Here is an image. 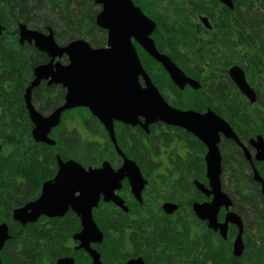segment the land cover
Returning <instances> with one entry per match:
<instances>
[{
  "label": "flooded vegetation",
  "instance_id": "af4514ba",
  "mask_svg": "<svg viewBox=\"0 0 264 264\" xmlns=\"http://www.w3.org/2000/svg\"><path fill=\"white\" fill-rule=\"evenodd\" d=\"M215 1L218 2L201 0L200 3L186 4L183 8L187 11L214 9ZM132 2L135 6L138 5L135 0ZM175 2L180 3L181 0ZM195 18L198 27V36L195 39L209 40V33L213 31L210 19L201 14ZM200 18L207 19L209 29L201 23ZM4 32L5 28L2 34ZM184 56L185 53L178 55L179 62L168 57L188 79L197 83L196 89L189 83L183 88L177 87L162 66L152 58L161 68L156 69L157 73L151 68L144 70L169 106L199 115L211 112L233 133L234 137L230 134L226 136L222 131L215 132V136H218L216 151L220 155L219 183L225 200L219 206L213 205L214 195L211 182L207 178L205 162L208 144L187 129L156 122L145 130L140 125L131 126L115 121L113 143L102 124L86 108L64 112L65 115L68 114L63 124L64 131L75 134L86 144L85 162L82 164L73 158L62 159L56 154L55 159L60 157L64 161L74 160L86 170L100 169L103 163H107L116 172L123 166L124 156L136 163L145 182L138 199L132 191L128 177H123L119 181V188L114 190V196L122 201V205L111 201L104 202L101 195L98 205L92 209L93 221L103 240L100 243H91L89 247L96 252L101 264H127L132 260H140L142 264H249L246 259L250 253L261 246L253 237L254 230L244 220L264 217L261 182L264 180V161L256 158V138L261 136L264 140V134L249 131L247 118L239 113L246 111L254 118L257 113L264 114V74L252 84L247 72L238 63L230 61L217 68L209 60L200 63V59L189 58L185 61ZM62 61L63 64L67 63L65 58ZM232 67L242 70L245 81L253 92L254 102L232 80L229 75ZM43 83L47 85V82ZM139 83L144 86V79L140 77ZM217 86L222 93H214V87ZM140 121L144 123L142 118ZM61 123L62 120L59 126ZM53 131L50 137L55 145L50 147L56 146ZM135 151H147L148 160L151 162L138 163L133 156ZM153 151L157 152L154 154ZM57 171L58 165L55 163L51 175L41 181L36 197L31 201L40 197L43 184L52 181ZM231 213L238 216L242 223L243 250L239 257L233 255V243L239 230L235 224L226 222ZM69 216L77 227L63 230L68 238L62 245L64 254L55 259V263L61 258H71L74 264H93L87 250L76 249L79 243L73 236L81 231V222L70 209L61 217L41 215L33 224L38 228L45 226L51 229L55 221ZM156 224L164 227L156 230ZM18 225L24 227L19 223ZM169 230L175 236L174 244L170 248L166 241L159 246L149 237L162 236ZM1 253L2 251V261Z\"/></svg>",
  "mask_w": 264,
  "mask_h": 264
},
{
  "label": "trees",
  "instance_id": "16d2710c",
  "mask_svg": "<svg viewBox=\"0 0 264 264\" xmlns=\"http://www.w3.org/2000/svg\"><path fill=\"white\" fill-rule=\"evenodd\" d=\"M172 1L135 0L143 13L156 23L153 39L161 53L175 62H179L178 55L185 53V61L189 58L200 59V63L209 60L217 68L230 61L238 63L252 84L263 77L264 0H231L233 9L215 1L214 9L201 11L183 8L201 0ZM97 13L94 0H0V23L5 28L0 37V223H7L12 235L2 250L1 264H56L55 259L64 254L62 245L68 238L63 230L77 227L70 216L55 221L49 229L45 226L38 228L36 224L20 227L11 219V212L36 197L41 181L54 170L55 154L62 159L85 162L86 144L75 134L64 131L63 124L68 114L63 115L61 125L53 131L55 147L36 143L31 137V123L22 97L32 80V69L48 59L33 46L19 45L17 25L23 23L38 31L50 29L59 45L84 39L92 47L101 48L105 44L103 38H106V33L95 25ZM200 14L211 21L213 31L209 33V40L195 39L198 36L195 16ZM135 47L144 69L151 68L157 73L160 65L138 46ZM214 88V93H222L218 86ZM63 96L61 87L41 83L32 91V102L40 113H48L62 103ZM239 114L247 118L249 131L264 134L263 113H257L255 118L246 111ZM146 152L135 151L134 159L142 164L151 162ZM244 221L254 230L253 237L261 245L246 260L249 264H264V217ZM161 227L164 226H155L156 230H161ZM170 233L171 230L159 237H149L159 246L166 241L170 248L175 241L174 233ZM203 254L202 250L201 256Z\"/></svg>",
  "mask_w": 264,
  "mask_h": 264
},
{
  "label": "water",
  "instance_id": "95a60500",
  "mask_svg": "<svg viewBox=\"0 0 264 264\" xmlns=\"http://www.w3.org/2000/svg\"><path fill=\"white\" fill-rule=\"evenodd\" d=\"M217 1L233 9L231 0ZM94 4L100 8L95 25L107 35L106 47L103 48H92L83 39H75L60 46L51 30L45 33L29 29L23 23L17 25L19 45H32L48 58L47 63L33 68V80L23 95L24 106L32 125L33 141L54 146L55 141L49 138L50 132L60 124L62 114L74 108H86L102 124L113 143L115 121L131 126L140 125L145 130L156 122L185 128L208 144L205 162L207 178L211 182L214 195L213 205L223 204L225 195L221 192L219 183L220 155L216 151L218 136H215V132L222 131L226 136L230 134L234 137L233 133L211 112L204 115L182 112L164 101L143 69L133 42L162 66L177 87L183 88L189 83L196 89L198 85L188 79L168 56L157 50L151 37L156 23L135 6L132 0H94ZM200 21L206 28H210L206 18H200ZM3 30L0 24V36ZM63 57L67 59V64L59 61ZM229 75L248 99L254 102L253 92L246 83L242 70L232 67ZM140 77L145 81L144 86L139 83ZM41 82H47L48 86H61L64 90L61 105L47 115L38 112L32 104V91ZM140 118L144 120L143 124ZM256 148V158L264 161V140L261 136L256 138ZM118 153L123 156L121 151ZM245 153L248 155L247 151ZM123 159V166L114 172L107 163H103L100 169L86 170L73 160L64 161L57 157L58 171L54 179L43 184L38 199L12 211L13 221L25 226L35 223L41 215L61 217L70 209L81 222V231L73 236L79 243L76 249L87 250L93 264H101L96 252L89 247L91 243H100L103 240L93 221L92 209L98 205L101 195L104 202L111 201L122 205V201L114 196V190L119 188V181L123 177H128L132 191L138 199L145 184L136 163L124 156ZM261 182L264 195V180ZM226 222L235 224L239 230L233 243V255L239 257L243 250L242 223L232 213L227 216ZM10 239L7 224H0V251ZM57 264H74V260L61 258ZM127 264L142 263L140 260H132Z\"/></svg>",
  "mask_w": 264,
  "mask_h": 264
},
{
  "label": "rangeland",
  "instance_id": "374dc122",
  "mask_svg": "<svg viewBox=\"0 0 264 264\" xmlns=\"http://www.w3.org/2000/svg\"><path fill=\"white\" fill-rule=\"evenodd\" d=\"M96 9H97V11H99V7H98L97 5H96ZM98 39L100 40V39H102V38L98 37ZM98 39H97V40H98ZM103 39H104V40H103ZM103 39H102V40L105 41V38H103ZM87 42H88V41H87ZM104 46H105V44H104ZM64 124H65V123H64Z\"/></svg>",
  "mask_w": 264,
  "mask_h": 264
},
{
  "label": "bare ground",
  "instance_id": "6f19581e",
  "mask_svg": "<svg viewBox=\"0 0 264 264\" xmlns=\"http://www.w3.org/2000/svg\"><path fill=\"white\" fill-rule=\"evenodd\" d=\"M12 218V217H11Z\"/></svg>",
  "mask_w": 264,
  "mask_h": 264
}]
</instances>
